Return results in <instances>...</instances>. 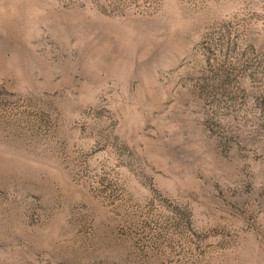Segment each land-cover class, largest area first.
I'll return each mask as SVG.
<instances>
[{
	"label": "rangeland",
	"instance_id": "374dc122",
	"mask_svg": "<svg viewBox=\"0 0 264 264\" xmlns=\"http://www.w3.org/2000/svg\"><path fill=\"white\" fill-rule=\"evenodd\" d=\"M0 264H264V0H0Z\"/></svg>",
	"mask_w": 264,
	"mask_h": 264
}]
</instances>
